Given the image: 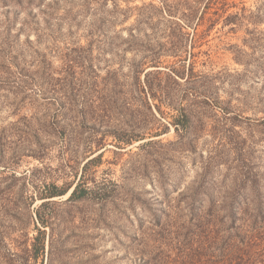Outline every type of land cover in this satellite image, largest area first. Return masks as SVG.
I'll return each instance as SVG.
<instances>
[{
    "label": "rangeland",
    "instance_id": "rangeland-1",
    "mask_svg": "<svg viewBox=\"0 0 264 264\" xmlns=\"http://www.w3.org/2000/svg\"><path fill=\"white\" fill-rule=\"evenodd\" d=\"M259 193L264 0H0V264H221Z\"/></svg>",
    "mask_w": 264,
    "mask_h": 264
},
{
    "label": "trees",
    "instance_id": "trees-1",
    "mask_svg": "<svg viewBox=\"0 0 264 264\" xmlns=\"http://www.w3.org/2000/svg\"><path fill=\"white\" fill-rule=\"evenodd\" d=\"M77 192L79 196H83L87 188H80L77 184L72 195H76ZM255 196L256 203L250 214L252 222L246 225L243 231L227 234L224 237L218 236V233L213 236L212 242L218 243L221 249V264H264V200L260 199V193ZM236 199H238L236 195L232 199H225L227 203L223 207L231 221L236 219V215L234 216L237 210ZM189 210L191 213L196 210L193 197H190Z\"/></svg>",
    "mask_w": 264,
    "mask_h": 264
}]
</instances>
